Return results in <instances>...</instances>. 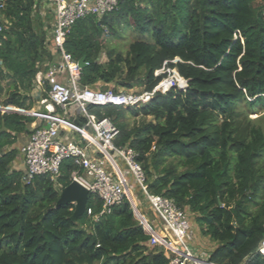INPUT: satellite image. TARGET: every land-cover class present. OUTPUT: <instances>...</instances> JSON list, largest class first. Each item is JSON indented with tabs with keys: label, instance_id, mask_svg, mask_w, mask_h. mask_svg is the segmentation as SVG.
I'll return each mask as SVG.
<instances>
[{
	"label": "trees",
	"instance_id": "obj_1",
	"mask_svg": "<svg viewBox=\"0 0 264 264\" xmlns=\"http://www.w3.org/2000/svg\"><path fill=\"white\" fill-rule=\"evenodd\" d=\"M1 14L0 264H169L149 246L126 199L95 219L101 203L89 194L92 215L76 222L74 205L55 208L76 169L71 160L54 180L25 183L14 145L34 119L18 114L31 109L26 93L51 59L50 27L36 0H8ZM121 27L133 39L126 53L108 49L99 64L104 31ZM64 51L75 62L85 58L83 88L150 93L170 71L187 82L185 92H156L138 108L86 110L116 127L114 145L134 151L149 194L196 216L201 233L218 244L210 263L264 264V129L249 118L264 111V0H122L101 19L78 20ZM162 69L168 72L155 75ZM126 114L141 121L130 126ZM75 123L84 128L86 119Z\"/></svg>",
	"mask_w": 264,
	"mask_h": 264
},
{
	"label": "built area",
	"instance_id": "obj_2",
	"mask_svg": "<svg viewBox=\"0 0 264 264\" xmlns=\"http://www.w3.org/2000/svg\"><path fill=\"white\" fill-rule=\"evenodd\" d=\"M8 0H0V13ZM50 4L54 15V24L50 33V47L59 55V62L49 66L44 79L49 88V102L53 108L64 114L75 107L86 119L84 128L72 126L62 119L50 115H41V124L30 131L26 142L19 148L18 156L24 167V181L28 184L34 177L49 175L53 180L59 176L63 161L71 160L75 170L71 173V182L75 181L93 194L101 203V210L95 219L110 214L112 208L126 199L134 218L142 231L149 237V246L163 250L169 258V264H212L209 260H199L191 252L193 230L187 214L178 209L173 201L148 193L144 184V174L136 162V154L128 147H116L114 140L118 130L109 119L97 120L88 114L87 106L135 107L147 103L154 93H166L172 88L185 92L187 82L176 71L163 79L150 93L140 95L114 93L112 90H93L80 86L81 69L72 57L65 53L64 43L70 28L86 17H102L113 12L122 0H45ZM6 21H0V37L6 29ZM47 45V46H48ZM162 69L155 75L166 73ZM67 82H60L61 77ZM41 83V77H37ZM69 127L77 131L85 142L63 141L60 131ZM90 129V135L83 133ZM124 167V171L121 169ZM139 188L148 204L153 218L149 220L132 199L129 180ZM88 216L92 210H85ZM264 251V242L259 254Z\"/></svg>",
	"mask_w": 264,
	"mask_h": 264
},
{
	"label": "crops",
	"instance_id": "obj_3",
	"mask_svg": "<svg viewBox=\"0 0 264 264\" xmlns=\"http://www.w3.org/2000/svg\"><path fill=\"white\" fill-rule=\"evenodd\" d=\"M37 4H38V8L40 9V15L41 17L45 20L46 16H47V12H50L52 17H51V22H48V25L50 27V29L47 32V39L46 41H50V33H51V29L53 27L54 24V15L53 12L51 11L50 7L47 6V3L45 0H36ZM47 12H46V10ZM49 14V13H48ZM0 21H5L2 17V14L0 13ZM46 22V20H45ZM48 49L51 53V59L50 61H46L45 63L41 64L40 69L38 70V73L36 74L34 81L32 82V86L31 89L28 93H26L27 97H28V101L31 106V109L28 111L22 110L23 112L27 113V114H18V115H22V116H28V117H32L34 119V122H32L29 125V128H27V132L21 135H16V143L14 145V148L18 151L19 148L26 142L27 137L30 133V131L32 130V128L35 125L38 124H43L41 123L42 121L40 120V116L41 115H50V116H54L56 118L62 119L64 122L75 126V122L77 120H79L81 118V113L75 108V107H70L69 110L67 111L66 114H64L63 112H61L59 109L57 108H53L49 102V97H48V92L46 91V88H44L46 82L44 79L45 73L47 72L49 66L56 64L57 62H59V55L57 54L56 51H54L51 47L50 44L48 45ZM37 77H41V83L37 82ZM60 82L65 83L67 82V77H61ZM47 85V84H46ZM48 87V86H47ZM97 89H103L105 90V86H103V84H100L96 87ZM46 91V92H45ZM46 93V96H44V94ZM8 108V107H7ZM9 108H14V107H9ZM1 109V107H0ZM17 109V108H15ZM20 110V109H18ZM1 113H7V112H1ZM17 114V113H15ZM74 133L76 135H78L79 140H76L75 138L71 137V134ZM90 135V131H86L85 133H83V136H88ZM60 138L63 141H76V142H85L84 139L80 136V134L73 130L72 128H67V127H63L62 130L60 131ZM14 166L19 168L20 170H22L24 172V167L22 165L21 159L18 156Z\"/></svg>",
	"mask_w": 264,
	"mask_h": 264
},
{
	"label": "rangeland",
	"instance_id": "obj_4",
	"mask_svg": "<svg viewBox=\"0 0 264 264\" xmlns=\"http://www.w3.org/2000/svg\"><path fill=\"white\" fill-rule=\"evenodd\" d=\"M47 6L50 7V4L47 3ZM41 9V8H40ZM46 10V9H45ZM47 12V10H46ZM47 12V16L45 20L47 22H51V13ZM133 41L132 39V34L130 33V30H128L125 27L118 28L116 30L115 35H110L106 30L104 31V35L102 37V42H103V47L104 49L100 52L98 56L97 62L99 64H104L108 61V58L106 56V51L109 49H114L116 52L120 53H126L130 43ZM107 90H112L113 86L110 85ZM118 93L120 94H135V95H140L143 93V87H135L132 90L129 91H124L122 88H118ZM141 106L139 104L138 106H135V108ZM249 118L251 120L256 121L257 124H259L263 129H264V111L259 110L257 113H251L249 115ZM141 119H133L131 116L126 114V122L131 126L132 124L139 123ZM147 122H153L152 118H147ZM76 124V123H75ZM79 124V122H78ZM77 124V125H78ZM88 131L90 129H87ZM72 138H75L76 140H79L78 135L72 133L71 134ZM121 169L124 171V167L121 165ZM178 171H182V169H179ZM129 181V186L131 192L132 199H134V203L136 206H138L139 210L145 214V217L149 220H152L153 216L148 213L147 211L149 210L148 204L146 203L145 199L142 197L139 188L133 184V181L131 177L127 178ZM256 206L253 205L251 210H255ZM188 219L190 220L192 230H193V240L190 244L191 252L194 254L196 257H198L199 260H208V256L213 252V250L218 246L217 243L210 241L207 237H205L201 231V227L198 225L196 222V216L191 214L188 210L186 212Z\"/></svg>",
	"mask_w": 264,
	"mask_h": 264
},
{
	"label": "water",
	"instance_id": "obj_5",
	"mask_svg": "<svg viewBox=\"0 0 264 264\" xmlns=\"http://www.w3.org/2000/svg\"><path fill=\"white\" fill-rule=\"evenodd\" d=\"M84 60L85 58L82 57L77 62V65L81 70L86 66ZM88 199V191L79 183L72 181L67 187L60 190L55 208L68 204L74 205V211L72 216L70 217V221L76 222V220L85 213Z\"/></svg>",
	"mask_w": 264,
	"mask_h": 264
},
{
	"label": "clouds",
	"instance_id": "obj_6",
	"mask_svg": "<svg viewBox=\"0 0 264 264\" xmlns=\"http://www.w3.org/2000/svg\"><path fill=\"white\" fill-rule=\"evenodd\" d=\"M77 63V62H76ZM259 253V252H258ZM261 255V254H260ZM262 256H264V255H262Z\"/></svg>",
	"mask_w": 264,
	"mask_h": 264
},
{
	"label": "bare ground",
	"instance_id": "obj_7",
	"mask_svg": "<svg viewBox=\"0 0 264 264\" xmlns=\"http://www.w3.org/2000/svg\"><path fill=\"white\" fill-rule=\"evenodd\" d=\"M262 254H264V251H263V253Z\"/></svg>",
	"mask_w": 264,
	"mask_h": 264
}]
</instances>
